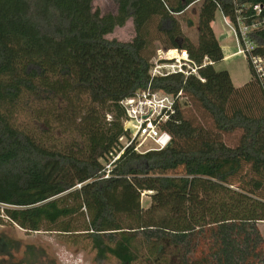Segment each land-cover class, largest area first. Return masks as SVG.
I'll list each match as a JSON object with an SVG mask.
<instances>
[{"label": "trees", "instance_id": "1", "mask_svg": "<svg viewBox=\"0 0 264 264\" xmlns=\"http://www.w3.org/2000/svg\"><path fill=\"white\" fill-rule=\"evenodd\" d=\"M113 1L117 12L102 15L94 0H0V222L81 234L97 262L264 264V88L253 72L235 87L215 69L225 55L212 27L218 12L261 22L264 0ZM195 5L192 41L180 17ZM130 19L131 42L106 38ZM252 38L264 58L262 25ZM157 45L213 65L200 71L203 81L153 80V91L185 98L164 125L170 145L146 154L130 146L107 170L129 136L121 102L148 88ZM43 104L74 121L79 109L66 144L22 128L20 107ZM245 169L251 180L236 187Z\"/></svg>", "mask_w": 264, "mask_h": 264}, {"label": "rangeland", "instance_id": "2", "mask_svg": "<svg viewBox=\"0 0 264 264\" xmlns=\"http://www.w3.org/2000/svg\"><path fill=\"white\" fill-rule=\"evenodd\" d=\"M94 9L100 10L102 15L115 14L118 6L113 0H94ZM182 29L190 40L195 41L198 32V5L187 9L182 17ZM215 36L224 48L225 59L215 65L217 71H227L230 74L235 87H242L252 79V71L247 58L244 55H237L236 38L233 30L226 25L223 15L218 12L212 24ZM135 37L133 21L130 19L123 28H117L106 38L116 39L120 42H131ZM156 48H163L157 45ZM88 105V101L86 100ZM64 107V105H62ZM53 108H48L45 104L41 107L37 105H22L18 113V120L24 130L35 133L42 142L50 145L66 144L70 136L69 128L78 124L75 115L71 118L63 117L62 114L54 115ZM200 115V114H199ZM74 122H73V121ZM46 123L51 126L50 132ZM71 123V124H70ZM131 132L135 133L136 128L130 125ZM227 144L232 146L238 141V136L227 137ZM246 182L251 180L247 169L236 178V187L241 185V179ZM245 186L246 183L244 182ZM149 193L142 196V206L147 208L150 205ZM3 209V207H2ZM258 228L264 238V222L258 223ZM0 264H120L114 258H108L100 262L96 261V253L91 250V244L81 234L65 235L57 231L42 230L39 232H27L17 225L10 223L5 218L0 222Z\"/></svg>", "mask_w": 264, "mask_h": 264}, {"label": "built area", "instance_id": "3", "mask_svg": "<svg viewBox=\"0 0 264 264\" xmlns=\"http://www.w3.org/2000/svg\"><path fill=\"white\" fill-rule=\"evenodd\" d=\"M240 0H233L234 4ZM257 16L261 15L262 9L259 5L253 7ZM235 22L229 17L223 19L234 32L237 45V55H244L252 69L254 76L264 88V58L255 53L257 48L252 33L262 25L261 22L251 21L247 24L245 18L238 10ZM213 63L206 57L202 64L194 61L189 53L181 48H159L150 63L149 75L151 83L148 88L136 92L132 97L121 102L125 110V128L129 136L120 139V151H114L109 155L111 161L106 165L110 170L112 165L124 153L126 148L133 147L139 154L151 151H160L167 148L171 142L170 134L164 129V125L177 113V106L183 103L185 98L182 92L177 95L152 90V81L170 76H182L185 80L196 77L202 80L200 71ZM136 128L132 133L131 126Z\"/></svg>", "mask_w": 264, "mask_h": 264}, {"label": "crops", "instance_id": "4", "mask_svg": "<svg viewBox=\"0 0 264 264\" xmlns=\"http://www.w3.org/2000/svg\"><path fill=\"white\" fill-rule=\"evenodd\" d=\"M215 32V31H214ZM224 50V48H222Z\"/></svg>", "mask_w": 264, "mask_h": 264}]
</instances>
